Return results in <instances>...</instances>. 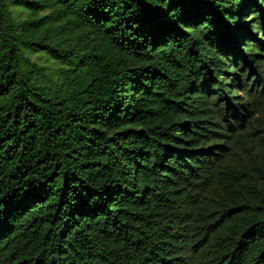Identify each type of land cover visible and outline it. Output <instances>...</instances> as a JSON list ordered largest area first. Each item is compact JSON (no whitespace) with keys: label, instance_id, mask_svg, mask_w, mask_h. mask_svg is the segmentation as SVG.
Segmentation results:
<instances>
[{"label":"trees","instance_id":"1","mask_svg":"<svg viewBox=\"0 0 264 264\" xmlns=\"http://www.w3.org/2000/svg\"><path fill=\"white\" fill-rule=\"evenodd\" d=\"M0 264H264V0H0Z\"/></svg>","mask_w":264,"mask_h":264},{"label":"rangeland","instance_id":"2","mask_svg":"<svg viewBox=\"0 0 264 264\" xmlns=\"http://www.w3.org/2000/svg\"><path fill=\"white\" fill-rule=\"evenodd\" d=\"M34 59V57H32ZM63 67L60 63H54L52 61L44 62L42 61L41 64V74L39 76V80H41L42 83H46L47 80L52 79L54 82L56 81L55 78L51 77L54 72H56V68Z\"/></svg>","mask_w":264,"mask_h":264}]
</instances>
